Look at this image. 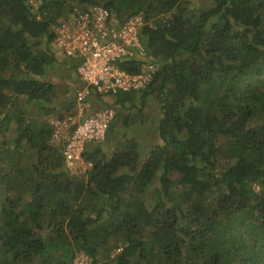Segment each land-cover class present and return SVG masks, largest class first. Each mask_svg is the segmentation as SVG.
Masks as SVG:
<instances>
[{"label": "trees", "instance_id": "1", "mask_svg": "<svg viewBox=\"0 0 264 264\" xmlns=\"http://www.w3.org/2000/svg\"><path fill=\"white\" fill-rule=\"evenodd\" d=\"M38 1L0 0V264H264V0ZM76 5L145 16L153 80L91 93L154 96L162 141L146 155L127 135L92 142L81 177L44 118L59 99L73 115L85 86L55 43Z\"/></svg>", "mask_w": 264, "mask_h": 264}, {"label": "built area", "instance_id": "2", "mask_svg": "<svg viewBox=\"0 0 264 264\" xmlns=\"http://www.w3.org/2000/svg\"><path fill=\"white\" fill-rule=\"evenodd\" d=\"M147 24L143 13L120 19L114 12L94 5H76L68 18L57 28L55 43L65 56L78 60L77 71L85 86L77 90L78 103L90 92L113 95L121 91L141 90L154 78L158 62L142 41V29ZM141 65L139 71H128L123 64ZM83 101V102H82ZM83 113V109L80 110ZM114 118L111 109H99L81 121L71 118L51 119L53 139L64 143V155L69 169L78 164L87 145L105 139ZM73 264H95L86 253H78Z\"/></svg>", "mask_w": 264, "mask_h": 264}, {"label": "rangeland", "instance_id": "3", "mask_svg": "<svg viewBox=\"0 0 264 264\" xmlns=\"http://www.w3.org/2000/svg\"><path fill=\"white\" fill-rule=\"evenodd\" d=\"M30 1H32L35 4L39 2L38 0H30ZM208 2L209 0H193V3L196 6L201 5L203 3L208 4ZM54 46L55 45L52 46L53 49ZM67 72H69L67 69L62 68L60 70V75L65 74ZM67 79H63L62 82L66 83ZM76 97H77V93H76ZM63 99L65 100L66 98L63 96ZM60 100L61 99L51 101L52 102L51 104H55V106H57L53 109L56 110L57 112L53 113L52 110V114L45 115L44 118L46 119V121L59 118L57 117L58 114L60 112H64L62 105L59 104ZM84 101L87 102L88 105L87 107H84V105L80 104V102L78 103V97H77L76 107L75 109L72 110L73 115L70 116L73 124L81 121L83 118H86L89 114L99 109H111L114 112V118L109 126L110 129L109 134L105 137L104 140L94 143V144H98V143L101 144L103 150L109 152L117 144V142L123 137V135H127L128 137L134 139L138 144L139 152L144 155H146L157 144L162 143L158 133V124L161 116L160 104L154 96L152 95L147 96L143 104L140 98V94L135 93L133 100L131 102H126L124 105L119 103L118 104L114 103L115 100H113V97L110 96L107 97V100H105V102L112 104L106 106L104 105V101L100 99L98 100V98L92 96V93L90 92V94L86 97ZM81 109H83L82 114H80ZM41 113L42 111H40L39 114L41 115ZM88 167L89 164L84 162L83 159H81L80 161H78V164H76L75 167L70 169V174L76 177H81L85 174ZM113 241L114 239L111 238V243ZM121 249L122 248L119 247L116 250H114L111 253V256L113 257Z\"/></svg>", "mask_w": 264, "mask_h": 264}]
</instances>
